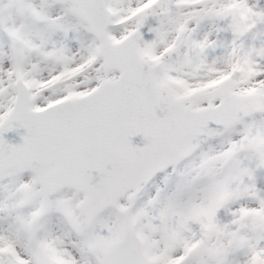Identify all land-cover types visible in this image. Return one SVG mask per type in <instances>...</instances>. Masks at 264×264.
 I'll list each match as a JSON object with an SVG mask.
<instances>
[{"label":"snow or ice","instance_id":"1","mask_svg":"<svg viewBox=\"0 0 264 264\" xmlns=\"http://www.w3.org/2000/svg\"><path fill=\"white\" fill-rule=\"evenodd\" d=\"M0 264H264V0H0Z\"/></svg>","mask_w":264,"mask_h":264}]
</instances>
